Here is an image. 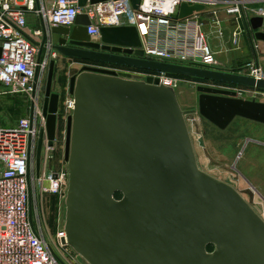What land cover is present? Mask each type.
I'll return each instance as SVG.
<instances>
[{
	"label": "water",
	"instance_id": "95a60500",
	"mask_svg": "<svg viewBox=\"0 0 264 264\" xmlns=\"http://www.w3.org/2000/svg\"><path fill=\"white\" fill-rule=\"evenodd\" d=\"M79 8L108 0H76ZM134 10L141 0H130ZM182 4L179 18L204 11ZM243 23L250 44L264 42V17ZM89 17L50 30L52 49L89 63L73 76L75 108L67 118L64 159L67 244L86 264H264V219L231 184L203 170L173 87L132 80L93 65H109L264 90V80L144 58L134 26L87 34ZM48 33L46 32V35ZM229 40V30H223ZM56 61L42 90L47 136L53 146L61 96L53 93ZM199 114L221 130L237 118L264 125V102L199 87ZM44 135L37 150L41 166Z\"/></svg>",
	"mask_w": 264,
	"mask_h": 264
},
{
	"label": "built area",
	"instance_id": "2783aa9c",
	"mask_svg": "<svg viewBox=\"0 0 264 264\" xmlns=\"http://www.w3.org/2000/svg\"><path fill=\"white\" fill-rule=\"evenodd\" d=\"M260 1L152 0L148 3L141 0L139 9L134 10L130 0H108L84 8H79L76 0H0V82L11 94L30 96L33 109V117L23 118L16 128L0 127V264H83L81 257L63 243L67 240L65 223L55 234L49 233L50 239H47L43 226L48 232V225L40 213L47 196H66L69 183L67 167L52 168L57 136L50 146L47 118L40 104L50 63L63 57L52 49L50 30L73 28L77 17L85 14L91 21L87 34L92 41H100L102 27L134 26L138 29L145 59L214 70L220 67L225 71L227 68L218 62L205 28H215L212 34L223 38L224 24L232 22L236 28L233 43L238 46L243 33V14L264 17V8L253 6ZM182 4L204 5L205 9L180 19ZM221 13L231 18L220 19ZM28 14L35 15L42 25L30 27ZM110 70L126 79L152 77L176 92L183 79L126 67ZM240 74L264 80V63L251 61ZM233 87L232 92L238 98L245 94L255 100L264 96V90ZM74 108L75 101L70 95L63 107L66 121ZM42 133L38 171L37 150Z\"/></svg>",
	"mask_w": 264,
	"mask_h": 264
},
{
	"label": "rangeland",
	"instance_id": "374dc122",
	"mask_svg": "<svg viewBox=\"0 0 264 264\" xmlns=\"http://www.w3.org/2000/svg\"><path fill=\"white\" fill-rule=\"evenodd\" d=\"M219 17L223 20L231 18L225 13L219 14ZM246 18L248 20L250 17L247 15ZM252 18L255 17L253 16ZM231 25H233L232 22ZM224 26H228V23H225ZM215 30L212 27L205 28V32L209 34L207 37H209L210 43L212 42V46H218L221 50V44L214 41L216 39L212 33ZM245 47L249 49L247 43H245ZM220 56L223 60H226L225 56ZM218 57L217 60L219 62ZM247 63L239 70L229 67L225 72L236 74L245 72ZM46 79L47 77L45 81ZM199 87L229 91L234 89L231 85L192 78H183L179 84L177 95L182 108L188 111L187 121L199 165L203 170L234 186L264 219V127L258 123L237 118L226 130L217 128L198 112ZM245 95L239 98L255 100ZM255 101L264 102V96L257 98ZM27 103L28 107H30V103H32L30 96H27ZM66 127L67 121L60 116L57 126V146L56 151L53 153L52 161V168L54 170H59L62 166L68 168V164L64 162ZM65 198L66 196L61 198L60 196L53 195L46 197L44 209L40 213L48 225V232H46V227L43 226L47 239H50L49 233L55 234L60 225L62 226L65 223ZM80 260L83 264H86L82 258Z\"/></svg>",
	"mask_w": 264,
	"mask_h": 264
},
{
	"label": "crops",
	"instance_id": "0c3cea01",
	"mask_svg": "<svg viewBox=\"0 0 264 264\" xmlns=\"http://www.w3.org/2000/svg\"><path fill=\"white\" fill-rule=\"evenodd\" d=\"M253 6L264 8V1L261 0L255 3ZM250 17V16H249ZM250 17L248 21L251 19ZM28 24L32 28H38L42 25L40 20L33 14H28L27 16ZM243 28V33L240 36L238 46L233 43V33L235 32V26L228 23V26L224 27V30H229V40L226 42L224 38L217 37L214 38L221 44V50L218 46H212L213 50L217 54L219 62L224 64L226 68H234L239 70L245 63L250 61H259L264 63V42H255L256 51L252 48L248 34L246 32L244 23H241ZM223 36V35H222ZM245 43L249 45V49L245 47ZM220 55L225 56L226 60H223ZM222 56V57H223ZM221 59V60H220ZM89 63L78 61L75 59L61 57L56 61L54 82H53V93L59 94L61 96V111L59 117L64 118V103L65 100L70 97L69 94V84L73 76L77 75L83 66ZM96 67H102L105 69H111L113 66L109 65H93ZM223 70L219 68V70ZM42 95V94H41ZM40 104L42 106L43 99L41 98ZM30 109V111H28ZM33 109L32 103L28 107L27 95L25 94H11L8 88L0 82V127L12 129L16 128L23 118H32ZM65 120V119H64ZM262 125V124H260ZM264 127V125H262ZM264 132V130H263ZM264 148V143H263ZM264 158V153H263ZM2 170V165L0 163V172ZM263 172H264V161H263Z\"/></svg>",
	"mask_w": 264,
	"mask_h": 264
},
{
	"label": "bare ground",
	"instance_id": "6f19581e",
	"mask_svg": "<svg viewBox=\"0 0 264 264\" xmlns=\"http://www.w3.org/2000/svg\"><path fill=\"white\" fill-rule=\"evenodd\" d=\"M152 0H148V3H150Z\"/></svg>",
	"mask_w": 264,
	"mask_h": 264
}]
</instances>
